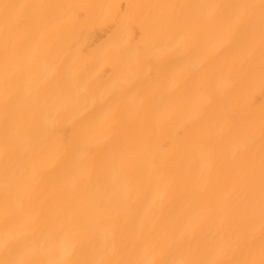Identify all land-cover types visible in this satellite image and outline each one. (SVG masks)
Listing matches in <instances>:
<instances>
[{
  "label": "bare ground",
  "instance_id": "6f19581e",
  "mask_svg": "<svg viewBox=\"0 0 264 264\" xmlns=\"http://www.w3.org/2000/svg\"><path fill=\"white\" fill-rule=\"evenodd\" d=\"M0 264H264V0H0Z\"/></svg>",
  "mask_w": 264,
  "mask_h": 264
}]
</instances>
